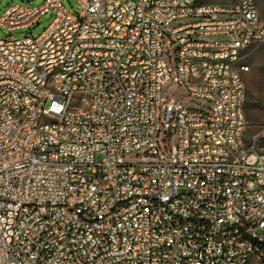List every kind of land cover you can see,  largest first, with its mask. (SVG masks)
Segmentation results:
<instances>
[{
	"label": "built area",
	"instance_id": "built-area-1",
	"mask_svg": "<svg viewBox=\"0 0 264 264\" xmlns=\"http://www.w3.org/2000/svg\"><path fill=\"white\" fill-rule=\"evenodd\" d=\"M76 1L0 16V264H264L259 0Z\"/></svg>",
	"mask_w": 264,
	"mask_h": 264
},
{
	"label": "rangeland",
	"instance_id": "rangeland-1",
	"mask_svg": "<svg viewBox=\"0 0 264 264\" xmlns=\"http://www.w3.org/2000/svg\"><path fill=\"white\" fill-rule=\"evenodd\" d=\"M45 0H1L0 1V16L8 7L13 4H23L28 6H39ZM70 11H78L80 9L76 0H62ZM204 3L214 4H232L238 0H199ZM261 10H264V0H259ZM54 12H49L41 17L39 23H36L31 28L18 29L9 31L0 26V38L11 36L23 37L25 35L40 34L52 21ZM250 69L244 74L246 95H245V115L247 119L246 140L251 142L257 136V145L260 149H264V43L252 44L244 58ZM173 92L172 86H166L164 93L169 96ZM178 99H185L186 92L183 88H178L176 96ZM104 153L97 154V160L102 161Z\"/></svg>",
	"mask_w": 264,
	"mask_h": 264
}]
</instances>
